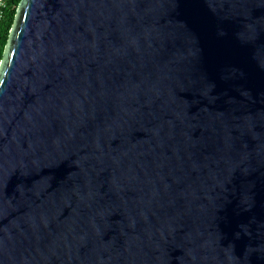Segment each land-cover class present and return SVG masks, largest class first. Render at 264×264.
I'll return each instance as SVG.
<instances>
[{"label": "water", "instance_id": "water-1", "mask_svg": "<svg viewBox=\"0 0 264 264\" xmlns=\"http://www.w3.org/2000/svg\"><path fill=\"white\" fill-rule=\"evenodd\" d=\"M0 264H264V0H21Z\"/></svg>", "mask_w": 264, "mask_h": 264}, {"label": "trees", "instance_id": "trees-1", "mask_svg": "<svg viewBox=\"0 0 264 264\" xmlns=\"http://www.w3.org/2000/svg\"><path fill=\"white\" fill-rule=\"evenodd\" d=\"M21 0H8L7 8L1 23L0 29V63L3 58V54L6 49V45L8 43V39L10 36V31L12 26L14 25L18 5Z\"/></svg>", "mask_w": 264, "mask_h": 264}, {"label": "built area", "instance_id": "built-area-1", "mask_svg": "<svg viewBox=\"0 0 264 264\" xmlns=\"http://www.w3.org/2000/svg\"><path fill=\"white\" fill-rule=\"evenodd\" d=\"M8 0H0V29H1V23L7 8Z\"/></svg>", "mask_w": 264, "mask_h": 264}]
</instances>
